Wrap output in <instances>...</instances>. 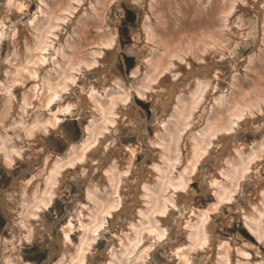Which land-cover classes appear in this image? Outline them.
<instances>
[{"label":"bare ground","instance_id":"6f19581e","mask_svg":"<svg viewBox=\"0 0 264 264\" xmlns=\"http://www.w3.org/2000/svg\"><path fill=\"white\" fill-rule=\"evenodd\" d=\"M126 1L141 12L123 48L136 59L130 83L117 66L109 16L116 0H39L31 14L23 0H0V161L11 179L0 188L10 228L9 240L0 235V264H29L19 241H36L38 232L48 241L43 264H96L90 249L108 219L114 228L119 217L120 231L107 240V253H98L105 264H148L164 245L168 264H264L256 246L219 237L209 218L226 204L264 249V134L249 147L235 142L239 130L255 135L264 127V0ZM133 94L154 105L147 143L159 159L143 155L140 143L124 144L140 137L144 123ZM75 110L78 125L87 120L70 141L64 124ZM137 155L151 166L136 164ZM15 160L25 168L11 178ZM66 181L80 182L77 208L63 224L64 217L49 223L44 211L63 199ZM191 182L214 203L190 208Z\"/></svg>","mask_w":264,"mask_h":264},{"label":"rangeland","instance_id":"374dc122","mask_svg":"<svg viewBox=\"0 0 264 264\" xmlns=\"http://www.w3.org/2000/svg\"><path fill=\"white\" fill-rule=\"evenodd\" d=\"M23 1L28 5V13L30 14L39 5V0H23ZM140 14H141L140 9L133 7L131 3H129L126 0H116L115 7H112L109 11V16H110L112 25L116 29L115 34L117 32V35H116V44H117L116 48L118 51L117 66L122 76V79L126 83L127 82L130 83V78H129L128 73L133 67L136 59L134 56L130 55L129 53H125L123 51V48L131 42L132 33L137 32ZM21 17L22 18L20 20V24L26 21L25 16H21ZM64 33L66 34V31ZM249 40H252V38H250ZM251 44L252 42H250V44L244 48L241 54H244L246 51H249L250 48L252 47ZM2 48H4V43H3ZM228 73H229V69L227 67L223 68V74H222V78L220 81V90H223L225 84H227L228 82ZM2 79H3V76L0 74V81H2ZM88 79L93 80V76L91 75L88 76L86 80ZM81 83H82V80L78 81V84H81ZM131 103H132L134 110L144 120V123H142V126H141L140 137L138 138L128 137V139L125 141L124 144L133 145V144L140 143V147H141V151L143 155H145V153H149L150 155L153 156V158L159 159L158 155L154 152L155 149L152 146H149L147 143V141L152 138V134H153L150 121L153 116L154 105L150 103L148 100L147 101L139 100L135 94L132 95ZM77 112L78 110H75L71 118L67 116L66 123L64 124L65 132H66L64 134L66 135L65 138L68 140L79 139L80 128L84 126L87 120L86 117L82 116L80 119V125H78L77 120L75 119L77 117L76 116ZM120 133L122 135H127V130L125 129L120 130ZM262 134H264V127H262L261 133L259 132L255 135L249 130L242 129L237 132L235 142L243 143L245 144V146L249 147L253 141H255L256 144L259 143V141L261 140ZM38 135L39 133L37 134V136ZM44 141L46 145L49 146L48 148L50 149L53 148V145H54L53 141L55 140L54 138H52V136L49 135V139L48 137H46ZM56 143L58 147L57 150L62 152L63 145H61L59 141ZM43 155L44 153L40 154L38 158L36 159V162H35L36 166L41 163ZM134 162L138 164L139 166H141L142 168H149V166H151V163L147 159L141 157L140 155L136 156ZM171 166H172V162H171ZM24 168L25 166L22 165L19 160H15L9 170L12 174L11 178L17 177L20 170ZM205 170H207L208 173L211 172L210 163H208L205 166ZM176 171L178 172V174L180 173L179 172L180 169L176 168ZM5 173L6 172L4 171V167L0 161V188L1 189L6 188L11 180L7 176H5ZM174 174L175 172H173V176L176 175ZM29 177H30L29 173L24 175V179H27ZM79 184H80L79 181H66L63 184L62 186V190L64 193L63 199L62 200L55 199L53 204L47 210L44 211V214L46 213L45 216L48 219L49 223L56 222L58 219H60V217H64L66 215L65 213H67L68 211H73L77 208L76 201H78L80 199V196L82 195L81 190L79 188ZM200 190L201 188L199 187L197 182H191L188 184L187 192H191V194L194 197L193 201L191 202L189 206L190 208L203 209L206 207L208 203H214L215 201L214 196H211V195L201 196ZM250 193H251V190L249 188L245 189L244 199L240 201L239 203L243 204L244 203L243 201H245V198ZM0 196L2 197L3 195L0 194ZM233 199H236L237 201L239 200L238 193L234 194ZM175 204L177 205V207H180L182 205L181 202H175ZM182 211L183 210L180 209L178 213H181ZM217 211L220 214V216H217V218H213L211 214L209 215V218L215 224L216 234L219 237L229 239L233 244H237L239 246L243 245V243L245 242L253 244L261 252L260 254L261 256L264 254L263 247L259 243L256 242L254 237L251 236V234L248 232V230L244 226L242 219L239 216H237L235 213H231L229 209L227 208L226 204L220 205L217 208ZM182 214L185 215L184 212H182ZM4 218L5 216L2 214L0 210V235L2 236V239L9 240L10 239V235H9L10 228L6 226V221L4 220ZM65 221H66V218L64 217L62 218L60 224H63ZM120 221H121V217H119V221L117 223L115 222L114 228H112L111 222L108 219L106 230H105L106 232L104 231L103 233L104 235L100 237L98 241L90 249L89 256L91 257L92 260L95 261L96 264H105V260H103L98 255V253H101L103 255L107 253V250L109 247V243L107 242V240L110 239V236L113 232L118 233L120 231L122 227ZM226 221L229 222L228 225H225ZM60 224L56 225L57 231L60 228ZM168 226L169 227H167V230L172 231L173 225L169 224ZM3 229L5 231L4 233H2ZM39 233L40 232H38V234L35 237L36 241H33V240L31 242L25 241V240L19 241V247L22 251L23 262H28L29 264H43V261L46 259L47 253H48V241L46 237L40 238ZM171 236H169L168 238H170ZM71 237H72L71 238L72 243L75 244L77 242L75 233ZM178 240H179L178 243L183 244L181 238H178ZM113 245L116 246L117 243L114 242ZM159 247L156 250H154V252H152V254L155 256L153 260L154 263L152 262V259L150 258L148 260L149 262L148 264H155V263L156 264H168V262H166V259L168 258L167 255L170 254L168 250L169 249L168 245H164V247H160V248ZM162 252L163 253L165 252L163 256H161ZM259 256H254V260L259 261L260 260ZM194 260L196 262H200L199 257H195Z\"/></svg>","mask_w":264,"mask_h":264}]
</instances>
